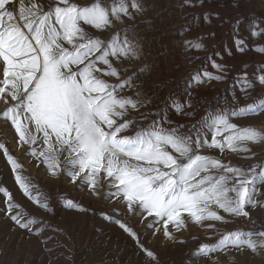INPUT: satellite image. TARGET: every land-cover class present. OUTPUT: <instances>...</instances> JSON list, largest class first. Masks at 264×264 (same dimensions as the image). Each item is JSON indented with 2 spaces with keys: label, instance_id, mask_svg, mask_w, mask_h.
<instances>
[{
  "label": "snow or ice",
  "instance_id": "1",
  "mask_svg": "<svg viewBox=\"0 0 264 264\" xmlns=\"http://www.w3.org/2000/svg\"><path fill=\"white\" fill-rule=\"evenodd\" d=\"M143 10L142 0H118L110 7L102 6L100 0L89 6L71 0H55L54 4L48 0H0V102L5 105L0 117L14 128L19 146L27 145L26 154L45 165L51 176L63 175L74 184L79 181L78 187H87L92 196L124 201L130 213H138L144 220L152 218L147 228L163 230L170 240L174 239L170 225L176 231L187 226L185 213L197 224L224 221L212 210L213 205L230 215L248 217L245 206L256 204L253 196L257 185L264 184V164L244 170L202 152L206 148L221 153L225 149L249 152L238 142L260 143L264 134L250 127L238 128L222 111H207L191 133L181 131L184 125L172 126L165 109L141 112L152 102L141 99L138 92L128 94L137 87L139 75L133 72L122 78L127 70L116 66L118 61L140 57L135 34L129 35L125 28L105 41L82 27L108 29L114 27L113 20L131 21ZM236 44L239 51H245L242 39ZM185 45L190 50L202 47L199 41H185ZM259 51L264 52V48ZM213 67L223 69L215 63ZM212 79L223 77L207 73L204 78L194 76L188 95L191 84ZM258 80L264 83V76ZM241 83V90H245L246 75ZM167 108L176 115L194 114V110L185 111L192 109L186 101ZM133 112L139 113V119H133ZM261 112L264 102H253L233 109L230 116ZM149 117L154 118L138 127ZM130 129L132 134H125ZM0 150L23 194L39 208L52 211L3 143ZM0 194L5 197L7 214L21 229L33 232V225L40 223L33 234L46 230L47 222L28 215L6 188H0ZM64 204L85 211L72 200ZM117 223L136 238L126 224ZM252 235L226 233L215 245H200L197 255L245 246L253 252L264 248V240L254 241ZM255 235L264 237V232ZM141 248L148 264H158L153 251Z\"/></svg>",
  "mask_w": 264,
  "mask_h": 264
},
{
  "label": "rangeland",
  "instance_id": "2",
  "mask_svg": "<svg viewBox=\"0 0 264 264\" xmlns=\"http://www.w3.org/2000/svg\"><path fill=\"white\" fill-rule=\"evenodd\" d=\"M55 3V0H48ZM81 6H89L96 0H71ZM118 0H100L102 6L110 7ZM143 12L135 19L120 23L113 20L114 27L96 30L82 25L89 35L105 41L117 32L128 28L135 34L140 47V57L131 61H118L117 67L126 69L122 78L139 75L137 87L128 94L140 93V98L151 101L150 108L143 111L159 112L165 109L173 121L172 126L184 125L182 132L191 133L192 126L211 110L229 115L230 122L238 128H254L264 134V112L254 116L233 118V109L243 108L253 102H264V0H142ZM27 3V0H25ZM111 19V17H110ZM258 33L253 35V33ZM243 40L245 51L237 49V40ZM185 41H199V50H190ZM213 63L223 69L213 67ZM222 76L223 79L191 84L194 76L204 74ZM247 83L243 85L245 79ZM112 82H115L113 80ZM224 84H222V83ZM188 102L194 114L190 117L176 115L168 104ZM5 105L0 102V111ZM139 119V113H132ZM149 117L138 127L145 126ZM125 134H132V130ZM0 143H3L23 167V175L30 177L43 198L48 200L52 211H45L26 197L19 188L3 151L0 150V188L12 193L13 201L28 215L47 222V228L39 235L33 234L40 223L33 225V232L21 229L6 211L5 197L0 194V264H148L143 248L153 251L158 264H264V248L255 252L246 246L242 249L228 248L207 256L197 255L202 244L215 245L226 233L251 232L254 241L264 240L255 235L264 232V184L257 185L253 196L255 206L246 205L248 217L233 216L211 206L224 217V221L205 220L192 222L184 214L186 227L169 230L174 239L155 232L146 225L152 220L142 219L138 213H130L125 202L92 196L87 187H78L63 175L53 177L45 165L26 154L28 146H19L18 136L9 121L0 117ZM247 146L249 152H232L225 149L206 148L202 154L221 159L224 163L249 170L264 164V141L238 142ZM257 171L259 169L257 168ZM231 187V182L228 185ZM107 191V189H104ZM229 193V196H234ZM72 200L85 211L67 208L64 201ZM17 211V210H14ZM126 224L136 233L133 238L120 228ZM213 225L214 227H209ZM159 227V225H157Z\"/></svg>",
  "mask_w": 264,
  "mask_h": 264
},
{
  "label": "bare ground",
  "instance_id": "3",
  "mask_svg": "<svg viewBox=\"0 0 264 264\" xmlns=\"http://www.w3.org/2000/svg\"><path fill=\"white\" fill-rule=\"evenodd\" d=\"M222 83V82H221ZM222 84H224V83H222Z\"/></svg>",
  "mask_w": 264,
  "mask_h": 264
}]
</instances>
